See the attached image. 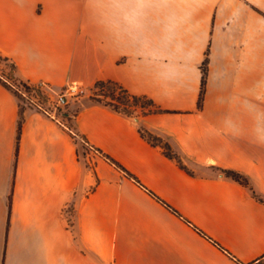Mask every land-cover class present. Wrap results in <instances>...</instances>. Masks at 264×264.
Returning a JSON list of instances; mask_svg holds the SVG:
<instances>
[{"label": "crops", "instance_id": "obj_1", "mask_svg": "<svg viewBox=\"0 0 264 264\" xmlns=\"http://www.w3.org/2000/svg\"><path fill=\"white\" fill-rule=\"evenodd\" d=\"M0 54L32 87L111 81L159 110L87 100L70 129L0 84V264L264 261V0H0ZM73 131L141 186L98 154L82 165Z\"/></svg>", "mask_w": 264, "mask_h": 264}, {"label": "trees", "instance_id": "obj_2", "mask_svg": "<svg viewBox=\"0 0 264 264\" xmlns=\"http://www.w3.org/2000/svg\"><path fill=\"white\" fill-rule=\"evenodd\" d=\"M207 61H208V58L206 56L204 61L202 62V65H201L202 77H201L200 94H199L198 103H197L198 108H200L202 106V103H203L205 83H206V74H207ZM1 66H3L6 69V72L1 69ZM0 84L3 87H5L7 90L11 91L19 100H20L19 92L25 93L27 95H34L40 99L42 98V96L38 90H36L34 87L24 83L23 81L19 80L16 77V66H15V64L9 58L2 56L1 54H0ZM93 88H95V90H97L98 93H96L94 95V97L91 99L92 102L102 104L106 107H109L111 110H113L117 113L123 114L125 116L131 117L135 106L141 101L144 102L145 105L149 106V109H146V106H142V109L144 110L145 113H151V112H158L159 111L157 109H153V107H152L153 104L150 100L146 99L145 97H138V96L131 95L123 86H121L115 82L100 81V82H97ZM22 124H23V116L21 114L19 117L18 126H17V139H19ZM71 128H72V126H70V129ZM139 132H140L141 136L143 138H145L146 140H148L153 146H160L168 158L174 159L179 164V166L183 167L179 157L177 155L173 154L171 147L166 142H164L160 138L154 137L153 135H151L147 132H146L147 135H145L143 133V131L139 130ZM72 136H73V138H75L76 144H77L76 138H79L83 142L84 145L91 148L99 156H101L104 160H106L109 164L114 166L119 171L123 172V174L127 178L131 179L136 184L141 186L139 181L131 173L126 171L121 165H119L117 162H115L112 158L105 155L99 149L91 147L83 137L79 136L74 131H73ZM77 155H78V144H77ZM78 157H79V155H78ZM221 172H223L227 178L238 183L239 185H241L245 188L251 189L247 177L244 176L243 174H241L237 171H234V170H222ZM150 194L152 195V197L157 202H159L165 208L169 209L178 218L183 220L185 223L190 224L186 219H184L177 211H175L173 208H171L168 204L163 202L161 199L156 197L154 194H152V193H150ZM253 195H254V193H253ZM199 233L202 236L208 238L202 232L199 231ZM208 239L219 247V245L217 243H215L213 240H211L210 238H208Z\"/></svg>", "mask_w": 264, "mask_h": 264}, {"label": "rangeland", "instance_id": "obj_3", "mask_svg": "<svg viewBox=\"0 0 264 264\" xmlns=\"http://www.w3.org/2000/svg\"><path fill=\"white\" fill-rule=\"evenodd\" d=\"M1 69L6 72V69L3 66H1ZM54 91L56 93H59L61 90L54 89ZM96 93H98V91L95 90V88H89L87 89V92L85 95L78 97V98H73V99L70 98L68 99L69 103L66 106L58 107L54 101L56 97L55 93H50L51 99L49 100L46 97H42L40 99L34 95H27L25 93L19 92L21 109L25 107L39 109L38 107H41L42 110L48 113H52L56 115L58 118L62 117L61 116L62 113H65L67 115L70 114L71 117H68L67 120L63 121L65 125L69 128L72 125L71 124L72 116H75L76 112L81 108L83 102L87 100L91 101V99L94 97ZM70 106L71 108L69 109ZM142 106H146V109H149V106L145 105L144 102L141 101L135 106L134 111L131 115V118L138 121L140 118H142L146 114H149V113L144 112V110L142 109ZM143 133L147 135L145 131H143ZM76 140L78 144V155H79V160L81 164L84 166L92 167L91 159L95 155H97V153L93 151L91 148H89L88 146L84 145L83 142L79 138H76ZM67 220L69 221L70 224H73V213L72 212H70L67 215ZM260 264H264V261H262Z\"/></svg>", "mask_w": 264, "mask_h": 264}, {"label": "built area", "instance_id": "obj_4", "mask_svg": "<svg viewBox=\"0 0 264 264\" xmlns=\"http://www.w3.org/2000/svg\"><path fill=\"white\" fill-rule=\"evenodd\" d=\"M34 88L39 91L42 97H46L49 100L51 99L50 93H55L56 97L54 101L58 107L66 106L69 103L68 99L70 98L73 99V98H78V97L85 95L87 92V89H89L77 83H71V84L66 85L63 89H61L59 93H56L54 89H52L51 87H49L47 84H44V83H41ZM38 108L41 111H44L41 109V107H38Z\"/></svg>", "mask_w": 264, "mask_h": 264}]
</instances>
